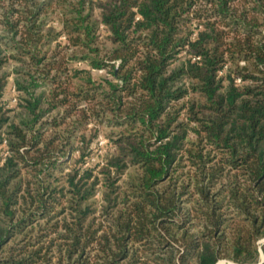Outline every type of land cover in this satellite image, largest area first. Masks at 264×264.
I'll use <instances>...</instances> for the list:
<instances>
[{
  "label": "trees",
  "instance_id": "16d2710c",
  "mask_svg": "<svg viewBox=\"0 0 264 264\" xmlns=\"http://www.w3.org/2000/svg\"><path fill=\"white\" fill-rule=\"evenodd\" d=\"M261 239L264 0H0V264H258Z\"/></svg>",
  "mask_w": 264,
  "mask_h": 264
},
{
  "label": "rangeland",
  "instance_id": "374dc122",
  "mask_svg": "<svg viewBox=\"0 0 264 264\" xmlns=\"http://www.w3.org/2000/svg\"><path fill=\"white\" fill-rule=\"evenodd\" d=\"M13 93H14V91H13L12 88H11L10 90L7 91V93L5 94V96H6V97H13ZM13 101H14V99H13ZM99 144H100V145H104V137H103V136H101V137L99 138ZM99 151H100V152H104V149H100ZM94 159H97V157L95 156ZM259 243H260V245H264V239H261V240L259 241ZM261 255H263V251H262V249H261ZM230 263H233V262H230ZM220 264H228V261H226V260H221V261H220ZM233 264H235V263H233Z\"/></svg>",
  "mask_w": 264,
  "mask_h": 264
},
{
  "label": "water",
  "instance_id": "95a60500",
  "mask_svg": "<svg viewBox=\"0 0 264 264\" xmlns=\"http://www.w3.org/2000/svg\"><path fill=\"white\" fill-rule=\"evenodd\" d=\"M263 260H264V257H263V255H261V261L258 264H261L263 262ZM217 264H220V261ZM228 264H233V263L228 262Z\"/></svg>",
  "mask_w": 264,
  "mask_h": 264
},
{
  "label": "built area",
  "instance_id": "2783aa9c",
  "mask_svg": "<svg viewBox=\"0 0 264 264\" xmlns=\"http://www.w3.org/2000/svg\"><path fill=\"white\" fill-rule=\"evenodd\" d=\"M12 90L14 91V88H12Z\"/></svg>",
  "mask_w": 264,
  "mask_h": 264
}]
</instances>
